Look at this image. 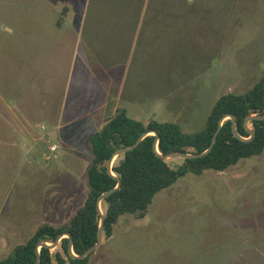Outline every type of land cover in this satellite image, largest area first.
Segmentation results:
<instances>
[{
    "label": "rangeland",
    "instance_id": "obj_1",
    "mask_svg": "<svg viewBox=\"0 0 264 264\" xmlns=\"http://www.w3.org/2000/svg\"><path fill=\"white\" fill-rule=\"evenodd\" d=\"M262 73L264 0H0V228L20 231L0 259L85 197L87 137L102 124L78 114L118 104L196 133ZM88 264H264V152L178 178L120 216Z\"/></svg>",
    "mask_w": 264,
    "mask_h": 264
},
{
    "label": "trees",
    "instance_id": "obj_2",
    "mask_svg": "<svg viewBox=\"0 0 264 264\" xmlns=\"http://www.w3.org/2000/svg\"><path fill=\"white\" fill-rule=\"evenodd\" d=\"M262 114L264 73L247 92L220 96L207 117L204 129L196 133H184L179 125L172 122L159 123L151 120L142 123L129 118L124 110L117 111L89 138L92 160L87 170L88 193L83 205L62 226H39L26 243L16 246L7 257L0 259V264H35L37 243L41 240L53 243L64 233L71 236L75 255H82L92 247L96 243L100 224L96 199L117 186L116 179L106 171V163L116 150L133 145L143 133H157V150L161 155L172 152L202 153L209 147L218 122L225 115L234 117L237 133L246 139L249 134L243 126L244 119ZM249 125L254 131V137L245 142L234 137L229 119L223 121L212 150L202 158L182 160L180 165H172L157 156L154 151V136H146L134 150L119 156L113 163L111 172L120 179L121 186L102 202L105 204L103 238L112 236L120 216L142 215L158 192L172 186L186 173L200 175L206 170L223 172L241 159L262 154L264 120H254ZM68 241L63 237L57 246L60 251L53 253L46 247L39 248L40 264H88L89 256L82 260L70 257Z\"/></svg>",
    "mask_w": 264,
    "mask_h": 264
},
{
    "label": "water",
    "instance_id": "obj_3",
    "mask_svg": "<svg viewBox=\"0 0 264 264\" xmlns=\"http://www.w3.org/2000/svg\"><path fill=\"white\" fill-rule=\"evenodd\" d=\"M227 119H229L231 121L232 133H233L234 137L237 138V139H239V140H242V141L247 142V141L252 140L253 137H254V131L248 127V124L251 121H254V120H256V121H262V120H264V114H262V115H251V116H248V117H246L244 119L243 126H244V128L246 129V131L249 134V137L246 138V139L245 138H242L237 133L234 117L232 115H225L218 122V127H217V129H216V131H215V133H214V135H213V137L211 139V142H210L209 147L207 148L206 151H204L202 153L188 154V153H182V152H172V153H169L167 155H161L158 152V150H157L158 135L154 131L145 132L142 135H140V137L135 141V143L133 145H131L129 147L120 148V149L116 150L113 153V155L111 156V158L106 163V171H107V173L110 176H112L114 179H116L117 186L114 189H112V190H110V191H108L106 193H103V194L99 195L97 197V199H96L97 212H98V215L100 216V224H99V228H98L97 233H96V243L92 247H90L89 249H87L82 255H79L78 256V255H75L73 253V250H72V239H71V236L69 234H67V233H64V234L59 235L58 238L53 243H47L44 240H41L40 242L37 243L38 250H37V257H36V263L35 264H40L39 248L46 247L49 250L55 249L58 246L60 240L63 237H66L69 240L68 241V253H69L70 257H72V259H77V260H82V259L87 258L88 256H90L102 244V240H103V221H104V216H103V213L101 212L100 204L104 201V199L106 197L110 196L113 192H115L121 186L120 179L117 178L111 172V168L113 166V162H114V159L116 157L122 156V155L126 154L127 152H130V151L134 150L139 145V143L142 141V139L145 138L146 136H154L155 137V141H154V151L157 154V156L159 158H161L162 160H164V161L173 160V159L192 160V159L202 158L203 156L207 155L212 150V148L214 146V143L216 141V137H217V135H218V133L220 131V128H221V126L223 124V121H225Z\"/></svg>",
    "mask_w": 264,
    "mask_h": 264
},
{
    "label": "crops",
    "instance_id": "obj_4",
    "mask_svg": "<svg viewBox=\"0 0 264 264\" xmlns=\"http://www.w3.org/2000/svg\"><path fill=\"white\" fill-rule=\"evenodd\" d=\"M136 18V17H135ZM134 25H135V27H136V30H135V36H134V38L136 39V44H135V47L136 46H138L137 45V40H138V30H139V27H138V21H136L135 20V22H134ZM141 28V27H140ZM98 92H100V93H102V95H105V93H108V88L107 87H102L101 89L100 88H98ZM98 101H99V99H98ZM100 102V101H99ZM107 105L106 104H104V103H99L98 105H96L95 107H93V112H92V110L91 111H88V112H83L82 114H78V116H90V117H93L94 118V120H97V122L98 121H101V124H102V126L104 125V123L108 120V118H104V115H105V113H104V111L106 110L105 108H107L106 107ZM128 109H129V106H127V107H125V106H123L122 108H120V106L118 105V104H116L115 106H113V112H112V115H114L117 111H119V110H124L125 112H126V114H127V116H128ZM101 112V113H98L97 114V112ZM111 115V116H112ZM110 116V117H111ZM109 117V118H110ZM131 119H133V120H135L134 118H131ZM137 121V120H136ZM140 122V121H139ZM95 133V132H94ZM92 135V134H91ZM91 135H89L88 137H87V144H88V141H89V138H90V136ZM88 148H89V144H88ZM87 175V174H86ZM87 181V180H86ZM87 185V184H86ZM87 190H86V195H85V197H83L82 198V200H81V202L79 203V205L77 206V208L74 210V212L72 213V215H71V217L75 214V212H76V210L79 208V207H81L82 205H83V203H84V200H85V198H86V196H87V193H88V188H86ZM70 217V218H71ZM69 218V219H70ZM69 219L67 220V222L69 221ZM66 222V223H67ZM39 226H41V225H38V226H36V227H39ZM1 230V235H2V241H1V243L0 244H9L10 242H12L13 240H15L16 238L18 239V237H19V235H20V231H19V228L17 227V226H15L14 224H11V223H8L7 225H3V227L2 228H0ZM14 229L16 230L15 231V233L13 232L14 231ZM35 232V231H34ZM33 232V233H34ZM33 234H31V236H32ZM30 236V237H31ZM29 237V238H30ZM17 243V242H16ZM19 246V245H18ZM16 247V246H15ZM14 246H13V248L12 249H14L15 248Z\"/></svg>",
    "mask_w": 264,
    "mask_h": 264
},
{
    "label": "built area",
    "instance_id": "obj_5",
    "mask_svg": "<svg viewBox=\"0 0 264 264\" xmlns=\"http://www.w3.org/2000/svg\"><path fill=\"white\" fill-rule=\"evenodd\" d=\"M57 149H58V146L56 144L51 145L49 147V153L54 154L57 151Z\"/></svg>",
    "mask_w": 264,
    "mask_h": 264
}]
</instances>
